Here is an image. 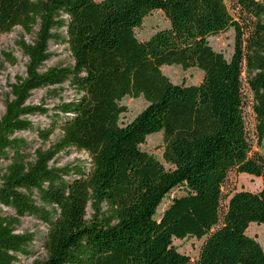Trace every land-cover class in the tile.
<instances>
[{"label": "trees", "instance_id": "1", "mask_svg": "<svg viewBox=\"0 0 264 264\" xmlns=\"http://www.w3.org/2000/svg\"><path fill=\"white\" fill-rule=\"evenodd\" d=\"M154 11L168 27L139 41L135 30ZM24 15L26 33L35 23L39 31L35 47L21 42L29 75L10 85L0 118V207L13 213L0 215V227L13 231L25 217L46 227V257L34 264H190L173 245L189 237L204 238L195 264H264L246 235L251 223L264 226V157L251 141H264V0H0V35ZM231 29L227 60L208 39ZM50 40L66 46L72 64L40 73ZM163 66L197 69L202 81L173 84ZM65 85L74 94L66 102ZM56 86L50 124L35 132L59 139L33 149L18 134L48 109L29 105L30 91ZM126 97L146 106L123 123ZM156 133L168 168L140 148ZM68 149L86 154L88 167L50 166ZM231 171L261 178L260 191L224 198ZM2 227L0 264H17L28 242Z\"/></svg>", "mask_w": 264, "mask_h": 264}, {"label": "rangeland", "instance_id": "2", "mask_svg": "<svg viewBox=\"0 0 264 264\" xmlns=\"http://www.w3.org/2000/svg\"><path fill=\"white\" fill-rule=\"evenodd\" d=\"M22 22V24L15 25L9 33L0 35V118L5 114L6 105L12 98L10 85L15 82V78H27L29 75V59L21 49L20 45L21 42L24 41L27 45H34L35 47V34L39 31V24H33L31 34H28L26 33L24 25H31V20L24 15L22 17ZM167 27L168 22L163 13L160 11H154L144 19L141 27L135 30V34L139 41H145L154 32ZM49 31H53L54 33L55 31L61 30L51 29V27H49ZM208 42L213 50L222 53L224 57L229 60L234 48V31L231 29L224 34L210 37ZM43 52L49 56L48 59L41 64L39 69L40 73L46 72L49 68L68 66L72 64V60L66 46L61 45L59 41L50 40L47 46L43 48ZM5 54L13 58L15 63L11 64L4 56ZM161 72L168 77L173 84L177 85H198L202 81V73L194 68L184 71L177 66H163L161 67ZM54 89H58V86L50 88L33 87L30 91L31 96L27 103L29 105L48 109L47 115L36 114L28 116L27 119L31 122L32 129L18 134L31 143L33 149L47 150L59 139V132L55 131L49 137L47 142H42L37 138L35 132L36 128H43L50 124L51 120L49 116L53 113L55 105L58 103V98H55L53 94L50 93ZM73 95V92L65 85L64 90L60 92V99L66 102L70 100ZM249 100L250 97L247 98L248 104L245 107V121L249 133H251L253 115ZM122 105L127 107V113L123 115L121 120L123 123H128L145 108L146 102L142 98L132 99L126 97L122 100ZM251 141L252 153H257L264 157V141L260 146L256 144L254 139ZM140 148L142 151L154 156L161 164H163L165 168H168V166L163 163L162 159L163 137L161 133L148 136L145 143L141 145ZM88 162V157L83 152H78L75 149H68L65 152L58 154L49 164L50 166L56 168H63L65 166L88 167ZM6 165L7 162H2L0 164V171H2ZM261 187V178L231 171L222 187L223 197L226 198L227 196L239 191L256 193L260 191ZM180 194V192H177L174 196H179ZM169 200L170 197H168L167 200L160 205L157 214L158 216L161 215ZM226 201L227 200L222 203V206L226 203ZM1 214L13 216L11 211L3 207H0V215ZM2 228L7 229V227ZM10 230L11 229H7V231ZM10 232L12 236L28 242V245L23 249V253L16 254L18 260L17 264H34L35 262H41L45 259L46 253L43 243L47 230L46 227L39 221L31 217L22 218L15 229ZM246 235L255 239L264 251L263 225L251 223L247 228ZM203 241L204 238L197 240L191 237L183 240L173 239V245L179 253L189 257L190 264H195ZM27 251H30L31 254L27 253Z\"/></svg>", "mask_w": 264, "mask_h": 264}]
</instances>
